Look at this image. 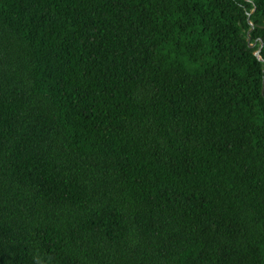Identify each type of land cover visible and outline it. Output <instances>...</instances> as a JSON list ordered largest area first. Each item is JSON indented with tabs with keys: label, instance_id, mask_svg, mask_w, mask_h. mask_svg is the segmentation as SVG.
Returning a JSON list of instances; mask_svg holds the SVG:
<instances>
[{
	"label": "trees",
	"instance_id": "16d2710c",
	"mask_svg": "<svg viewBox=\"0 0 264 264\" xmlns=\"http://www.w3.org/2000/svg\"><path fill=\"white\" fill-rule=\"evenodd\" d=\"M263 71L264 0H0V264H264Z\"/></svg>",
	"mask_w": 264,
	"mask_h": 264
},
{
	"label": "water",
	"instance_id": "95a60500",
	"mask_svg": "<svg viewBox=\"0 0 264 264\" xmlns=\"http://www.w3.org/2000/svg\"><path fill=\"white\" fill-rule=\"evenodd\" d=\"M253 12H254V9H253L252 13H253ZM247 24L250 26V30L247 32V39H246V41H247V44H248V48L252 49V48L255 46L256 42H254L253 44H250V32H251L252 29H253V25H252V23L249 21L248 18H247ZM259 43H260V48H259L257 51H255V52L253 53V55L255 56V58H256L259 62H263V59H262L261 56H260V51H261V48H262V42L259 41ZM263 72H264V71H263ZM261 95H262V96L264 95V82H262V86H261Z\"/></svg>",
	"mask_w": 264,
	"mask_h": 264
}]
</instances>
